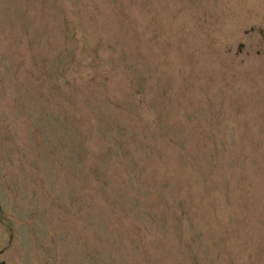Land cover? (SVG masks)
Instances as JSON below:
<instances>
[{
  "label": "rangeland",
  "instance_id": "obj_1",
  "mask_svg": "<svg viewBox=\"0 0 264 264\" xmlns=\"http://www.w3.org/2000/svg\"><path fill=\"white\" fill-rule=\"evenodd\" d=\"M258 30L264 0H0V263L264 264Z\"/></svg>",
  "mask_w": 264,
  "mask_h": 264
}]
</instances>
